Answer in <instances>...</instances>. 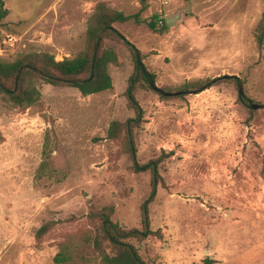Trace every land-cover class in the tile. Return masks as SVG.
<instances>
[{
	"label": "rangeland",
	"instance_id": "374dc122",
	"mask_svg": "<svg viewBox=\"0 0 264 264\" xmlns=\"http://www.w3.org/2000/svg\"><path fill=\"white\" fill-rule=\"evenodd\" d=\"M164 1L4 0L3 61L35 52L56 61L75 56L99 2L125 14L141 10L145 21L182 17L161 31L116 25L140 53V70L176 95L161 97L137 81L136 55L105 39L118 57L108 69L111 89L83 96L38 80L37 104L0 101V264H55L66 241L77 244L75 264H101L82 237L95 231L92 215L104 207L125 228L142 229L154 174L136 171L121 142L106 138L111 121L136 117L126 96L133 84L143 111L134 128L137 162L157 163L148 212L160 235L131 243L147 264H203L207 256L264 264V107L250 109L239 98L241 86L246 99L264 105V42L259 48L255 38L264 0ZM7 35L17 40L10 44ZM208 80L203 90L178 91Z\"/></svg>",
	"mask_w": 264,
	"mask_h": 264
},
{
	"label": "trees",
	"instance_id": "16d2710c",
	"mask_svg": "<svg viewBox=\"0 0 264 264\" xmlns=\"http://www.w3.org/2000/svg\"><path fill=\"white\" fill-rule=\"evenodd\" d=\"M146 0H140L144 5ZM143 9V7H142ZM140 12L135 14H125L121 10L109 7L105 2L97 3L93 13L88 17L85 30V49L71 58H64L56 61L54 56L46 52L27 53L17 57L13 61H3L0 59V101L11 103L14 107L27 109L40 101V91L36 86V81L41 80L50 85H65L76 88L83 96L100 93L112 88V79L108 72L111 64L118 62V57L112 48L104 47L105 39H112L121 42L134 55L137 50L134 45L124 37L123 33L116 28V25L125 23L142 24L147 23L153 31L167 29L165 19H162V25L158 26L159 17L154 16L153 21H145L140 18ZM8 15L4 0H0V23ZM101 36V41L96 52L93 64V56L97 41ZM255 38L259 48L264 42V11L262 17L255 28ZM137 55L140 53L137 51ZM142 59V57H140ZM29 65L30 68L21 70L18 83L16 85V76L21 67ZM140 68L136 66L138 75L137 81H142L149 85L154 80V75L147 71H141L144 65L140 63ZM93 76L90 78L91 72ZM231 76H227L228 80ZM224 78V77H222ZM224 80V79H223ZM237 83V80L232 79ZM211 80L203 82L186 83L178 91H187L191 89L203 90ZM147 85V87H148ZM17 86V87H16ZM149 88V87H148ZM149 89H152L151 87ZM153 90V89H152ZM159 94V93H158ZM161 97L165 95L159 94ZM126 96L129 105L135 109L136 117L128 119L126 122L113 120L110 122L107 130V139L121 142V148L127 153L136 171L148 168L152 170L154 177H157V163L139 165L137 162L136 145L134 140L135 124L143 117V111L139 106L135 93L134 84L128 87ZM240 98L248 108L251 109L250 100L244 97ZM153 180L150 196L141 208L142 229L125 228L112 219L113 208L104 207L92 215L96 223L95 231L84 234L82 237L83 245L91 246L97 253L101 264H147L139 253L138 248L130 240L143 241L150 236L160 235V231H153L150 228V219L148 208L152 203L157 188V182ZM46 231L42 227L38 234ZM161 238V236H159ZM77 244L73 242H62L59 250L53 258L55 264H75L76 258L72 250ZM203 264H219L216 260L207 256L203 259Z\"/></svg>",
	"mask_w": 264,
	"mask_h": 264
},
{
	"label": "water",
	"instance_id": "95a60500",
	"mask_svg": "<svg viewBox=\"0 0 264 264\" xmlns=\"http://www.w3.org/2000/svg\"><path fill=\"white\" fill-rule=\"evenodd\" d=\"M181 17H182V13H181V12H178V13H176V14H174V15H171V16L166 17L165 21H166V24H167L168 28L174 27V26L177 24V22L181 19ZM100 41H101V36L99 37V39H98V41H97V45H96L95 52H94V56H93V64H94V61H95L96 52H97V50H98V46H99V44H100ZM135 54H136V66H137L138 68H140V67H141V66H140V58H139V56L137 55V50H135ZM23 68H30V66H29V65H25L24 67H21V68L19 69V71H18V73H17V76H16V85H17V83H18V79H19V76H20L21 70H22ZM142 71H143V69H142ZM92 76H93V71L91 72L90 78H91ZM149 84H150V87H151L154 91H156L157 93H159V94H162V95H165V96H172V95H176V94H178V93H170V92L163 91L162 89H160L159 87H157L153 81H150ZM16 87H17V86H16ZM239 96H240L241 98L245 97V96H244V92H243L241 86H239ZM250 106H251V109H254V110H255V109H258V108H261V107H264V105L256 104V103H252L251 101H250Z\"/></svg>",
	"mask_w": 264,
	"mask_h": 264
},
{
	"label": "built area",
	"instance_id": "2783aa9c",
	"mask_svg": "<svg viewBox=\"0 0 264 264\" xmlns=\"http://www.w3.org/2000/svg\"><path fill=\"white\" fill-rule=\"evenodd\" d=\"M164 3L167 4L168 1L165 0ZM162 19H163V18H159V20L157 21V25H158V26H161V25H162ZM16 40H17L16 37L13 36V35H7V36H6V39H5V41H7V42L10 43V44H11V43H14Z\"/></svg>",
	"mask_w": 264,
	"mask_h": 264
},
{
	"label": "flooded vegetation",
	"instance_id": "af4514ba",
	"mask_svg": "<svg viewBox=\"0 0 264 264\" xmlns=\"http://www.w3.org/2000/svg\"><path fill=\"white\" fill-rule=\"evenodd\" d=\"M245 98V97H244ZM246 99V98H245ZM247 101H249L248 99H247Z\"/></svg>",
	"mask_w": 264,
	"mask_h": 264
}]
</instances>
